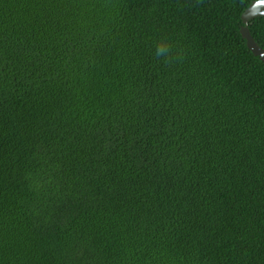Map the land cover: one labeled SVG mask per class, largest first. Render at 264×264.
<instances>
[{
	"label": "trees",
	"instance_id": "1",
	"mask_svg": "<svg viewBox=\"0 0 264 264\" xmlns=\"http://www.w3.org/2000/svg\"><path fill=\"white\" fill-rule=\"evenodd\" d=\"M253 1L0 0V264H264Z\"/></svg>",
	"mask_w": 264,
	"mask_h": 264
},
{
	"label": "water",
	"instance_id": "2",
	"mask_svg": "<svg viewBox=\"0 0 264 264\" xmlns=\"http://www.w3.org/2000/svg\"><path fill=\"white\" fill-rule=\"evenodd\" d=\"M257 18H264V2L253 1L248 5L240 17L243 26L239 32L246 48L264 64V51L253 41L248 31V24Z\"/></svg>",
	"mask_w": 264,
	"mask_h": 264
},
{
	"label": "clouds",
	"instance_id": "3",
	"mask_svg": "<svg viewBox=\"0 0 264 264\" xmlns=\"http://www.w3.org/2000/svg\"><path fill=\"white\" fill-rule=\"evenodd\" d=\"M258 2H264V0H258ZM168 51V45L165 42H158L155 47L157 56L165 55Z\"/></svg>",
	"mask_w": 264,
	"mask_h": 264
}]
</instances>
